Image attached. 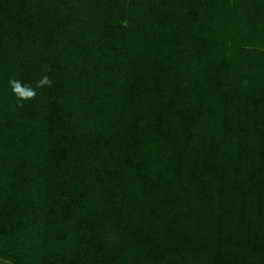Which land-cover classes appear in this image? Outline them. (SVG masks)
Returning <instances> with one entry per match:
<instances>
[{
	"label": "trees",
	"instance_id": "16d2710c",
	"mask_svg": "<svg viewBox=\"0 0 264 264\" xmlns=\"http://www.w3.org/2000/svg\"><path fill=\"white\" fill-rule=\"evenodd\" d=\"M0 262L264 264V0H0Z\"/></svg>",
	"mask_w": 264,
	"mask_h": 264
},
{
	"label": "clouds",
	"instance_id": "9594fccd",
	"mask_svg": "<svg viewBox=\"0 0 264 264\" xmlns=\"http://www.w3.org/2000/svg\"><path fill=\"white\" fill-rule=\"evenodd\" d=\"M11 92L16 96L17 100L21 102L30 101L36 98L37 89L51 88L53 80L47 74L42 75L35 81V85L25 84L21 80L12 77L8 81Z\"/></svg>",
	"mask_w": 264,
	"mask_h": 264
},
{
	"label": "rangeland",
	"instance_id": "374dc122",
	"mask_svg": "<svg viewBox=\"0 0 264 264\" xmlns=\"http://www.w3.org/2000/svg\"><path fill=\"white\" fill-rule=\"evenodd\" d=\"M0 264H2L1 262H0ZM6 264V263H5ZM8 264V263H7Z\"/></svg>",
	"mask_w": 264,
	"mask_h": 264
}]
</instances>
